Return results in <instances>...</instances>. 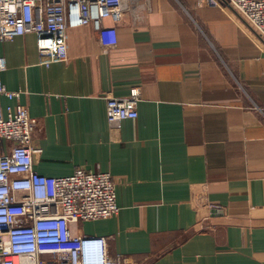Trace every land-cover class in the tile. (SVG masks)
<instances>
[{
	"label": "crops",
	"instance_id": "crops-1",
	"mask_svg": "<svg viewBox=\"0 0 264 264\" xmlns=\"http://www.w3.org/2000/svg\"><path fill=\"white\" fill-rule=\"evenodd\" d=\"M213 1L68 28V61L49 66L33 34L0 42L1 82L20 94L1 115L19 104L38 121L39 175L112 177L118 213L72 231L125 264H264V41ZM133 88L137 118L109 122L106 98Z\"/></svg>",
	"mask_w": 264,
	"mask_h": 264
},
{
	"label": "built area",
	"instance_id": "built-area-1",
	"mask_svg": "<svg viewBox=\"0 0 264 264\" xmlns=\"http://www.w3.org/2000/svg\"><path fill=\"white\" fill-rule=\"evenodd\" d=\"M264 41V0H223ZM149 0H0V42L33 34L43 65L67 62L66 30L102 20L120 23L125 16L137 22L148 11ZM212 3L215 2L212 0ZM0 58V139L12 144L0 156V264H125L110 256L103 237L76 235L73 226L108 219L119 211L115 185L108 173L76 169L67 177L36 173L33 158L41 150L32 146L38 125L17 104L1 115V98H18L6 90ZM140 90L124 98H106L109 122L134 120ZM44 255H50L44 257Z\"/></svg>",
	"mask_w": 264,
	"mask_h": 264
}]
</instances>
